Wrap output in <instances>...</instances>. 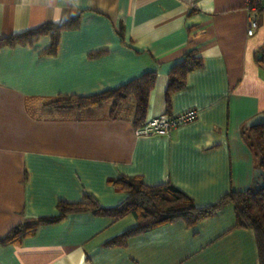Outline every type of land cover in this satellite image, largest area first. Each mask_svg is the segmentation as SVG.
<instances>
[{
	"label": "crops",
	"instance_id": "1",
	"mask_svg": "<svg viewBox=\"0 0 264 264\" xmlns=\"http://www.w3.org/2000/svg\"><path fill=\"white\" fill-rule=\"evenodd\" d=\"M248 0H0V38L44 23L75 22L34 43L0 47V264H260L253 228L237 226L235 205L190 226L183 219L146 231L133 214L72 213L19 243L12 228L59 214L87 196L120 204L109 183L141 176L173 184L198 206L263 181L244 133L264 114V9L247 34ZM195 51L203 65L172 91L170 73ZM155 72L144 122L189 108L198 118L167 133L137 134L136 102L54 108L58 96H92ZM247 135V133H246Z\"/></svg>",
	"mask_w": 264,
	"mask_h": 264
},
{
	"label": "trees",
	"instance_id": "2",
	"mask_svg": "<svg viewBox=\"0 0 264 264\" xmlns=\"http://www.w3.org/2000/svg\"><path fill=\"white\" fill-rule=\"evenodd\" d=\"M75 22L44 23L20 34L0 38V47L3 45L32 44L42 35L52 36L50 52L55 51L60 32L67 27H74ZM256 62L264 70V47L256 53ZM203 59L195 51H190L184 59L177 63L170 73L168 101L172 91L182 89L186 85L188 74L201 67ZM155 72H147L139 78L131 80L116 89L106 90L92 96H58L46 103L54 108L80 109L100 105L106 101H113V111L129 98L136 102L134 123L141 127L144 122L149 93L155 82ZM247 133V135H246ZM244 136L248 138L256 157V167L263 184L259 188H248L244 191L231 190L216 203L208 206H198L194 199L173 184L147 185L141 176H121L109 180L120 191L126 193L125 199L118 205L104 207L92 196H87L81 202L58 203L59 214L43 216L28 220L9 232L4 242L19 243L23 237L33 234L40 225L54 223L64 216L79 212H92L96 215L120 218L133 214L137 225L128 230L146 231L151 228L183 219L190 226H194L205 217L212 216L227 202L235 205L237 226L251 227L257 237L258 255L260 264H264V124L254 125L247 129Z\"/></svg>",
	"mask_w": 264,
	"mask_h": 264
},
{
	"label": "built area",
	"instance_id": "3",
	"mask_svg": "<svg viewBox=\"0 0 264 264\" xmlns=\"http://www.w3.org/2000/svg\"><path fill=\"white\" fill-rule=\"evenodd\" d=\"M264 9V0H248V28L247 34L252 36L259 27L260 13ZM199 111L189 108L177 115L162 114L148 120L143 126L137 128V134L167 133L174 128L194 121L198 118Z\"/></svg>",
	"mask_w": 264,
	"mask_h": 264
},
{
	"label": "water",
	"instance_id": "4",
	"mask_svg": "<svg viewBox=\"0 0 264 264\" xmlns=\"http://www.w3.org/2000/svg\"><path fill=\"white\" fill-rule=\"evenodd\" d=\"M259 124H264V114L263 113H261V114L257 115L256 117L252 118L248 122L247 127L250 128V127H252L254 125H259ZM257 172L263 174L261 172V170H257Z\"/></svg>",
	"mask_w": 264,
	"mask_h": 264
}]
</instances>
